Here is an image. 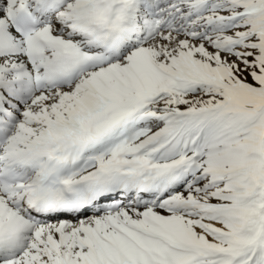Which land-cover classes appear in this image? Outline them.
<instances>
[{
  "label": "snow or ice",
  "instance_id": "snow-or-ice-1",
  "mask_svg": "<svg viewBox=\"0 0 264 264\" xmlns=\"http://www.w3.org/2000/svg\"><path fill=\"white\" fill-rule=\"evenodd\" d=\"M0 264H264V0H0Z\"/></svg>",
  "mask_w": 264,
  "mask_h": 264
}]
</instances>
